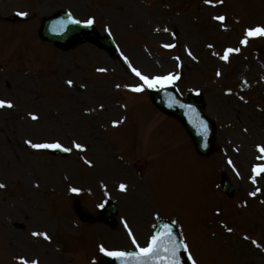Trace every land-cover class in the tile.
Segmentation results:
<instances>
[{"label": "rangeland", "instance_id": "374dc122", "mask_svg": "<svg viewBox=\"0 0 264 264\" xmlns=\"http://www.w3.org/2000/svg\"><path fill=\"white\" fill-rule=\"evenodd\" d=\"M64 11L93 18L117 53L43 42L42 19ZM21 12L23 22L2 23ZM0 21V100L13 104L0 108V264H96L101 245L136 249L125 221L143 247L159 217L180 228L197 264H264L262 180L253 172L264 164V35L246 36L264 28V0H0ZM228 48L239 52L225 61ZM125 56L145 75H178L171 85L183 98L201 92L216 124L210 157L197 156L148 88L132 90L142 81ZM27 141L72 151L53 156ZM106 201L117 209L113 227L97 214Z\"/></svg>", "mask_w": 264, "mask_h": 264}, {"label": "water", "instance_id": "95a60500", "mask_svg": "<svg viewBox=\"0 0 264 264\" xmlns=\"http://www.w3.org/2000/svg\"><path fill=\"white\" fill-rule=\"evenodd\" d=\"M69 15H61L56 18L43 20L39 35L45 40L51 41L57 45V47L68 48L74 43L89 41L101 46L103 49L108 51L114 50L112 41L108 38H102L98 36L93 28L87 27L84 24H76L72 22ZM150 97L154 103L163 113L177 117L184 125L186 131L192 138L196 150L200 155L208 156L213 151V124L203 116L201 113V97L199 95L195 97H189L187 102L183 101L174 89L171 87H164L160 90L150 91ZM56 153V151H54ZM264 179V172H263ZM222 188L231 195L232 190L229 183L224 179L222 182ZM263 195L264 202V183L260 191ZM172 229L173 234L177 240L180 237L175 228L165 220L160 222L157 227L155 234L165 233L166 227ZM162 243L168 244L167 238L163 237ZM184 250H180V261L181 264H189L185 255ZM100 264H141L138 257H126L124 260L109 258L105 263ZM147 264H162L161 260H149Z\"/></svg>", "mask_w": 264, "mask_h": 264}, {"label": "snow or ice", "instance_id": "6c2138e0", "mask_svg": "<svg viewBox=\"0 0 264 264\" xmlns=\"http://www.w3.org/2000/svg\"><path fill=\"white\" fill-rule=\"evenodd\" d=\"M206 3H210L211 0H205ZM19 15H27L26 13H19ZM216 19L220 21H224L225 17L224 16H218ZM73 23L80 24L83 23L87 27H91L94 24V19L89 18L84 21L80 20H72ZM106 31L111 34L110 29L106 28ZM257 35H264V28L256 27L254 29H248L246 32V36H257ZM242 44H247L248 40L243 39L241 41ZM166 48L173 47V45L166 44L164 45ZM233 51L239 52V49H233V48H228L226 49L225 53L223 56H221V59L228 61L229 59V54L232 53ZM190 56L192 53L189 51L188 53ZM178 59V58H177ZM124 60L126 63H128V66L131 70V72L139 78L142 83H139L133 87V91L136 92H143L146 88L148 89H153V88H164L165 86L169 84H173L176 80L179 79L178 75H174L172 73H169L168 75L164 76H149L143 74L139 69L136 67L132 66L130 61L128 60V57L125 56ZM99 71L103 72L106 71V69H98ZM221 73L218 71L216 73L217 76H219ZM73 81L69 80L68 84L71 85ZM119 87V85H117ZM3 107H8L11 108L13 107V104L11 101H5V100H0V108ZM33 119H37L35 115L32 116ZM117 122H114V124ZM31 145L32 148L34 149H62L65 152H70L72 151V148L64 147L61 143L55 142V143H33L32 141H27ZM74 146L76 149H83V145L80 143L74 142ZM259 151L261 153H264V146H258ZM90 163V162H89ZM232 161L229 160V164H231ZM253 172L259 174L260 172H264V166L262 165H257L254 166ZM255 182V181H254ZM0 187H3V185H0ZM120 189L123 191L126 189V185L121 183L119 185ZM72 192H79L80 189L78 188H72ZM251 195H255V192L251 193ZM100 207H103V205H100ZM125 228L128 229V235L132 239L133 245L138 249V252H126V251H121V250H108L106 249L103 245L100 246V252L108 257H114L116 259L124 260L126 257L132 256V257H138L139 260L141 261V264H147L149 260H161L162 264H181L180 261V250L183 249L185 252L188 253V259L192 261V264H197V261L193 258L191 252L189 251V245L181 240H177L176 236L173 234V231L170 227H166V232L165 233H157L155 235H152L149 239V242L147 246H141L139 242L137 241L136 237L133 235L131 228L125 221L124 223ZM229 232L233 231V229L228 228L227 229ZM34 236H43L45 239H50V237L47 236L46 233H33ZM163 237L167 238L168 244L162 243ZM253 243H256L253 241ZM21 264H29V261L25 259L24 257L19 258ZM31 264H37L36 261H32Z\"/></svg>", "mask_w": 264, "mask_h": 264}]
</instances>
